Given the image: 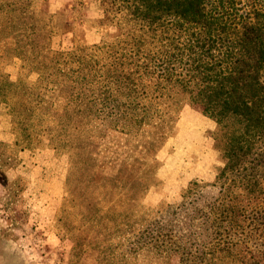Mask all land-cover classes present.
<instances>
[{
  "label": "trees",
  "instance_id": "1",
  "mask_svg": "<svg viewBox=\"0 0 264 264\" xmlns=\"http://www.w3.org/2000/svg\"><path fill=\"white\" fill-rule=\"evenodd\" d=\"M43 1L0 0V62L10 52L21 58V68L34 67V86L47 89L49 96L61 85L51 80L46 85L44 78L50 73L66 77L68 96L38 99L32 106L17 101L20 90L0 69V94L10 96L3 101L24 111L54 103L52 109L62 111L54 122L71 108L87 121L135 128L141 132L134 152L144 159L147 145L169 134V121L172 130L184 103L198 108L214 120L215 146L225 161L215 176V191L187 202L191 208L184 218H200L203 224L190 231L185 254L191 264H264L263 253L232 239L246 234L250 218L262 216L253 210L264 203V177L242 174L259 154L264 156V0H107L116 31L82 54L49 50L48 24L37 18ZM143 166L130 164L129 169L139 172ZM82 168L86 185L106 186L97 182L94 165ZM122 168L127 169L118 171ZM128 184H121L103 208L114 207ZM187 203L180 202L178 210L185 211ZM181 241L171 230L172 251L181 248Z\"/></svg>",
  "mask_w": 264,
  "mask_h": 264
},
{
  "label": "rangeland",
  "instance_id": "2",
  "mask_svg": "<svg viewBox=\"0 0 264 264\" xmlns=\"http://www.w3.org/2000/svg\"><path fill=\"white\" fill-rule=\"evenodd\" d=\"M107 9V0L40 2L37 18L48 24L49 50L82 54L88 46L110 40L116 28ZM21 65V58L10 52L0 62L6 78L20 90L17 101L32 106L38 99L67 98L69 79L57 73L46 76L44 83L61 85L49 96L47 89L34 86V67ZM26 87L30 93L23 92ZM7 97L0 94V264H191L185 247L190 231L195 225L201 229L203 222H190L184 215L192 197L215 191V176L225 161L215 146L213 119L184 103L172 130L169 121V134L150 142L144 159L134 152L141 132L135 128L87 121L71 108L54 122L62 113L60 107L52 109L54 103L24 111L15 102L6 104ZM11 116L21 123H12ZM263 157L259 154L242 174L264 177ZM83 163L94 165L97 182L106 186L86 185ZM130 164L144 166L137 172ZM127 180L121 199L109 210L103 208ZM182 201H190L185 211L177 207ZM256 210L262 216L250 218L246 234L232 239L264 254V203ZM171 230L183 239L178 251L171 250ZM208 237L210 244L213 238Z\"/></svg>",
  "mask_w": 264,
  "mask_h": 264
}]
</instances>
